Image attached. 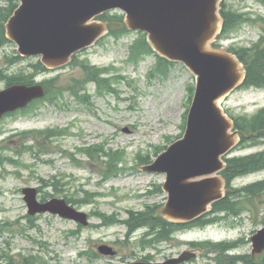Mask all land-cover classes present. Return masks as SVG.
<instances>
[{
  "label": "rangeland",
  "instance_id": "rangeland-1",
  "mask_svg": "<svg viewBox=\"0 0 264 264\" xmlns=\"http://www.w3.org/2000/svg\"><path fill=\"white\" fill-rule=\"evenodd\" d=\"M17 4L0 0V11ZM222 9L242 21L222 32L217 44L240 51L261 38L264 0H223ZM106 17L120 19L123 13L112 10ZM145 37L139 30L109 32L71 63L39 72L33 67L38 57H21L14 43L0 42L4 74H24L48 88L44 98L0 120V264L9 259L21 264L30 255L37 264L161 262L184 250H194L196 257L182 264H215L209 258L216 252L205 247L217 249L222 241L231 242L233 254H250V237L264 225V191L246 198L242 190L263 181L264 168L229 182V213L213 211L201 224L167 226L168 238L162 240L150 224L129 229L127 222L166 200L165 174L137 167L182 135L195 84L183 63L159 58ZM90 66L99 71L95 79L85 71ZM7 86L0 79V90ZM221 104L231 118L249 119L264 109V87L240 86ZM262 152L264 136H258L228 156ZM27 186L37 188L39 199H66L88 214L89 223L50 213L30 216L22 193ZM100 244L117 254H98Z\"/></svg>",
  "mask_w": 264,
  "mask_h": 264
},
{
  "label": "water",
  "instance_id": "water-1",
  "mask_svg": "<svg viewBox=\"0 0 264 264\" xmlns=\"http://www.w3.org/2000/svg\"><path fill=\"white\" fill-rule=\"evenodd\" d=\"M4 24L5 36L16 44L21 56H39L45 68L69 63L72 56L105 36L109 29L140 30L160 57L182 62L195 77L194 93L180 138L171 142L152 162L138 166L165 173L162 190L167 199L153 213L171 223H188L212 209L227 191L221 172L224 157L252 132L235 128L221 102L246 77L237 55L214 46L223 27L222 0H18ZM124 13L122 21L97 16L110 10ZM45 94L41 83L13 84L0 90V119ZM127 130V128L125 129ZM256 134V133H253ZM27 213H50L86 226V212L64 198L39 200L36 187H23ZM252 252L264 251V226L251 237ZM101 255H115L107 244L97 246ZM195 257L185 250L164 261L131 264H180Z\"/></svg>",
  "mask_w": 264,
  "mask_h": 264
},
{
  "label": "trees",
  "instance_id": "trees-1",
  "mask_svg": "<svg viewBox=\"0 0 264 264\" xmlns=\"http://www.w3.org/2000/svg\"><path fill=\"white\" fill-rule=\"evenodd\" d=\"M17 5L14 6H9L6 9H3L0 11V42H9V40L5 36V30H4V23L6 22L7 18L10 16L12 11ZM108 12L103 13L100 18L104 20H121L120 19H110L107 18ZM221 13L224 18V24H223V29L222 32L229 31L233 29L240 21L238 20L237 16H235L233 13L226 14L223 12V9H221ZM241 17V16H240ZM122 30H126L125 28H122L120 30H110V33L113 32H119ZM221 32V33H222ZM221 36V34L218 36V38ZM147 44V43H146ZM236 53L238 58L244 63L246 67V77L241 86L247 85H253L257 87H264V30L263 34L261 35V38L254 43L250 48L247 49H242L240 51H233ZM16 58H13V60ZM34 70L35 72L39 71H44L46 68L40 63V61H37L36 64H34ZM88 72V75L95 79L98 77L95 71V68L93 67H87L86 68ZM100 75V73H99ZM0 79H6L7 84H15V83H24V84H32V80L30 79V76L24 75V74H19V75H13V76H8L4 74V71L0 69ZM101 81H106L105 79H101ZM50 91V88H49ZM46 94H48V88L46 90ZM236 128L244 131V132H252V134L248 138H241L240 143L247 141L248 139H251L253 137H258V136H264V109L258 111L255 115H253L249 119H244V118H235L233 119ZM256 133V134H253ZM238 144V145H239ZM158 153V152H157ZM111 159L115 161V163L118 161L117 155L115 152H110ZM156 155V154H155ZM226 167L222 171L223 176L226 179L227 186L229 187V182L236 176L244 174V173H249L253 172L259 169L264 168V152L258 153V154H252L244 157H232V158H226ZM150 158H144V161L142 160L141 162L148 163L150 162ZM2 160H0V163ZM229 189H231L229 187ZM233 192V190H229L225 197L222 198L219 201H216L213 204L212 210L195 221L187 224V226L191 225H196V224H201L202 222L207 221V216L212 213L213 211H220V210H230L229 206V195ZM264 191V180L259 181L258 183L244 187L242 192L244 193L243 195L247 198L251 197H257L259 194H261ZM103 218L105 216L103 215ZM128 226L130 227V231H132L136 227L140 226H146L147 224H150L151 227L153 228V231L156 233V239L157 240H162L167 237L168 230L166 229L167 226L173 227V223L167 222L161 217H154L152 212L148 214H143L140 215V217L133 223L130 224V222H127ZM154 227H157V231H154ZM176 227H182L181 224H176ZM5 264H14L13 260L9 259L6 260ZM21 264H37V261L35 258L30 255L28 257H24L21 259Z\"/></svg>",
  "mask_w": 264,
  "mask_h": 264
},
{
  "label": "flooded vegetation",
  "instance_id": "flooded-vegetation-1",
  "mask_svg": "<svg viewBox=\"0 0 264 264\" xmlns=\"http://www.w3.org/2000/svg\"><path fill=\"white\" fill-rule=\"evenodd\" d=\"M222 213H229V210H220ZM176 224L173 222V228L176 227ZM182 227H186V225H182ZM255 233V232H254ZM253 233V234H254ZM252 234V235H253ZM251 235V237H252ZM250 237V243H251V252L250 254H233L231 251L235 249V247L229 243H225V241H222L218 244L217 249L213 248L215 245L207 244L205 247V250H214L216 253L213 254L212 257L209 258L210 261H213L215 264H257L258 258L263 259L264 258V251L260 254H254L252 252V242ZM245 243L246 240L244 239ZM237 244H240L241 239H238L236 241ZM238 245L236 246V248Z\"/></svg>",
  "mask_w": 264,
  "mask_h": 264
}]
</instances>
